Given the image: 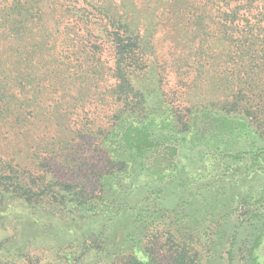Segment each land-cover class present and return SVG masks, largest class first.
<instances>
[{
	"label": "trees",
	"instance_id": "16d2710c",
	"mask_svg": "<svg viewBox=\"0 0 264 264\" xmlns=\"http://www.w3.org/2000/svg\"><path fill=\"white\" fill-rule=\"evenodd\" d=\"M66 18L79 28L62 26ZM106 48L114 56L109 66L102 57ZM170 70L187 97L175 104L184 96L174 91L168 105L162 88ZM153 98L174 107L170 132L216 122L223 136L248 126L264 136V0H0L1 140L67 137V147L74 151L81 150V141H94V149L103 151L119 126L131 157L142 156L153 144V128L144 125L146 119L148 124L156 119L159 109ZM32 147L37 155L29 167L34 170L12 164L13 159L0 162V214L20 202L48 210L69 229L77 218L118 203L108 191L127 173L125 158H101L85 172H90L86 182L63 180L50 177L49 160L39 156L62 143L41 141ZM71 161L75 167L80 158ZM263 205L261 198L244 203L241 216L262 217ZM160 211L141 208L134 213L142 226L149 224L143 226L146 236L168 242L173 264H200L201 253L190 234H177L165 222L169 210ZM106 220L110 228L112 219ZM106 222L98 230L69 235L67 243L51 248L54 254L21 249L10 262L0 254V264L158 263L154 253L139 256L146 236L131 238L132 251L113 248ZM257 231L252 253L262 243L264 226ZM235 241L234 234L231 244ZM228 263L234 264L231 249Z\"/></svg>",
	"mask_w": 264,
	"mask_h": 264
},
{
	"label": "rangeland",
	"instance_id": "374dc122",
	"mask_svg": "<svg viewBox=\"0 0 264 264\" xmlns=\"http://www.w3.org/2000/svg\"><path fill=\"white\" fill-rule=\"evenodd\" d=\"M62 23V26L69 24L79 28L75 25V20L69 22L66 18ZM82 27L85 26L82 24ZM166 28L170 30L167 26ZM158 41L160 46H167L160 36ZM166 48L168 51L169 47ZM102 57L108 66L113 63L114 56L107 48ZM157 73L153 72L154 76ZM166 82L162 91L168 105H171L172 96L175 92L182 94V87L177 84L178 79L173 70L169 71ZM148 89L150 90L149 87ZM182 95L184 97L175 101V104L184 101L187 92ZM153 100L159 109L154 116L156 119L150 124V120L146 119L144 124L153 128V144L142 156L131 157V152L129 153L121 138L123 129L119 126L113 131L117 137L112 134L103 144V151L94 149V141H86L84 144L81 141V150L74 151L67 147L70 144V138L67 137L40 138L33 142L16 137L0 139V148H6L5 151H0V162L8 163L13 159L12 164L19 162L29 170H34L33 165L29 166L36 154L32 145L41 141L51 144L61 142V148L54 151L46 149L39 156L49 160L46 167L50 177L55 174L63 180L86 182L84 180L90 172H85L96 166L101 158H110L112 154L125 158L129 164L127 173L118 178L119 182L114 181L108 191L113 197H117L118 203L109 209L105 208L104 212H93L90 219L77 218L74 228L68 229L62 219L44 208H26L20 202L4 207L0 214V243L3 242L0 254H6L9 262L21 249L33 253L48 249L54 254L55 249L51 248L67 243L69 235L75 237L81 231L86 233L98 230L106 221L104 225L114 241L112 247L129 252L132 251V237L139 239L148 234L145 229L149 224L144 223V229L142 220L134 213L138 209L149 208L155 212L161 210L162 214L169 210L165 222L177 234H190L193 245L201 253L200 264H229V249L233 252L234 264H264V237L261 245L251 252L254 240L259 235L257 228L264 226V210L261 209L262 217L251 213L241 216L247 208L243 206L244 203L253 204L260 198L264 200V136L259 137L252 131V126L248 125V129L233 130L223 136L224 130L216 122L212 127L204 122H192L190 132L183 131L182 127L178 132H170L168 118L173 116L171 109L174 110V107L168 108L167 104L157 102L155 98ZM73 157L80 158L75 167L72 166ZM62 160L65 162H61ZM90 176L93 181V176ZM123 202H126L125 205H120ZM109 218L112 219L110 228V221L106 220ZM234 234L236 241L232 245ZM140 246L143 248L139 251V256L141 252L145 256L154 253L158 256L157 264H173L171 257L174 249L165 239L158 242L149 235L144 237Z\"/></svg>",
	"mask_w": 264,
	"mask_h": 264
}]
</instances>
